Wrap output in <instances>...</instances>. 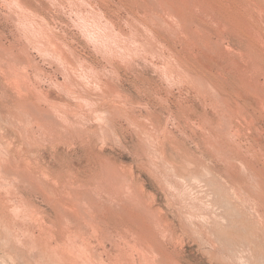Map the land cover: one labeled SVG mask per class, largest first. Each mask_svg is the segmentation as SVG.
<instances>
[{"label":"rangeland","instance_id":"obj_1","mask_svg":"<svg viewBox=\"0 0 264 264\" xmlns=\"http://www.w3.org/2000/svg\"><path fill=\"white\" fill-rule=\"evenodd\" d=\"M263 71L264 0H0V264H264Z\"/></svg>","mask_w":264,"mask_h":264},{"label":"bare ground","instance_id":"obj_2","mask_svg":"<svg viewBox=\"0 0 264 264\" xmlns=\"http://www.w3.org/2000/svg\"><path fill=\"white\" fill-rule=\"evenodd\" d=\"M19 2V1H18ZM22 3V2H21ZM193 3V2H192ZM202 3V2H201ZM21 6V5H20ZM23 7V6H22ZM27 8V7H26ZM256 8V7H255ZM28 9V8H27ZM77 9V8H76ZM165 9V8H164ZM91 16V15H90ZM35 17V16H34ZM147 17V16H146ZM24 19V18H23ZM136 19V18H135ZM127 21V20H126ZM184 21V20H183ZM136 22V21H135ZM141 22V21H139ZM110 24V23H109ZM191 24V23H190ZM132 27V26H131ZM171 28V27H170ZM53 29V28H52ZM151 30V29H150ZM178 30V29H177ZM97 33V32H96ZM134 33V32H133ZM137 33V32H136ZM141 33V32H140ZM149 35V34H148ZM117 37V36H116ZM150 38V37H149ZM131 39V37H130ZM158 39V38H157ZM37 40V39H36ZM99 40V39H98ZM152 41V40H151ZM214 42V41H213ZM164 43V42H163ZM162 43V44H163ZM147 44V43H146ZM145 45V44H144ZM148 45V44H147ZM201 45V44H200ZM43 46V45H42ZM64 47V46H63ZM159 47V46H158ZM215 47V46H214ZM216 48V47H215ZM156 49V48H155ZM161 49V48H160ZM121 50V49H120ZM116 51V50H115ZM148 51V50H147ZM159 51V50H158ZM151 52V51H150ZM160 52V51H159ZM153 53V52H152ZM175 54V53H174ZM178 54V53H177ZM161 55V54H160ZM5 56V55H4ZM143 56V55H142ZM166 56V55H165ZM14 59V58H13ZM11 60V59H10ZM171 63V62H170ZM15 64V63H14ZM158 65V64H157ZM68 66V65H67ZM160 67V66H159ZM169 67V66H168ZM171 68V67H170ZM264 72V71H263ZM182 73V72H181ZM170 80V79H169ZM199 81V80H198ZM28 86V85H27ZM253 89V88H252ZM258 90V89H257ZM37 91V90H36ZM216 91V90H215ZM218 91V90H217ZM39 92V91H38ZM42 95V93H41ZM222 100V99H221ZM226 103V102H225ZM227 105V104H226ZM33 106V105H32ZM216 106V105H215ZM20 112V111H19ZM26 112V111H25ZM35 112V111H34ZM32 113V112H31ZM43 113V112H42ZM243 115V114H242ZM30 116V115H29ZM225 116V115H224ZM54 117V116H53ZM61 118V117H60ZM35 121V120H34ZM73 124V123H72ZM59 128V127H58ZM20 129V128H19ZM32 129V128H31ZM237 129V128H236ZM49 131V130H48ZM76 132V131H75ZM230 132V131H229ZM234 134V133H233ZM39 136V135H38ZM25 137V136H24ZM27 138V137H26ZM46 138V137H45ZM29 139V138H28ZM37 140V139H36ZM41 140V139H40ZM51 141V140H50ZM42 143V142H41ZM4 153V152H3ZM217 156V155H216ZM242 160V159H241ZM6 161V160H5ZM8 162V161H7ZM6 164V163H5ZM12 165V164H11ZM246 166V165H245ZM6 167V166H5ZM21 168V167H20ZM17 170V169H16ZM248 171V170H247ZM112 175V174H111ZM106 176V174H105ZM202 176V175H201ZM210 176V175H209ZM117 177V176H116ZM258 178V177H257ZM109 179V178H108ZM184 179V178H183ZM192 179V178H191ZM205 179V178H204ZM182 180V179H181ZM216 180V179H215ZM259 180V179H258ZM101 182V181H100ZM190 182V181H189ZM192 182V181H191ZM194 182V181H193ZM210 182V181H209ZM107 183V182H106ZM202 183V182H201ZM18 184V183H17ZM121 185V184H120ZM208 185V184H207ZM113 186V185H112ZM203 187V186H202ZM213 187V186H212ZM114 188V187H113ZM192 188V187H191ZM3 189V188H2ZM10 189V188H9ZM8 189V190H9ZM127 189V188H126ZM211 189V188H210ZM105 190V189H104ZM198 190V189H197ZM220 190V189H219ZM188 191V190H187ZM98 192V191H97ZM211 192V191H210ZM194 193V192H193ZM117 194V192H116ZM13 195V194H12ZM213 195V194H212ZM16 196V195H15ZM98 197V196H97ZM96 197V198H97ZM215 197V196H214ZM21 198V197H20ZM211 198V197H210ZM110 199V198H109ZM57 200V199H56ZM142 201V200H141ZM76 202V201H75ZM121 202V201H120ZM86 203V202H85ZM92 203V202H91ZM90 203V204H91ZM114 203V202H113ZM138 203V202H137ZM214 204V203H213ZM80 205V204H79ZM66 206V205H65ZM121 206V205H120ZM114 207V206H113ZM210 207V205H209ZM25 209V208H24ZM67 209V208H66ZM236 209V208H235ZM122 210V209H121ZM38 212V211H37ZM42 213V212H41ZM141 214V213H140ZM196 215V214H195ZM198 215V214H197ZM203 215V214H202ZM155 216V215H154ZM95 218V217H94ZM145 218V217H144ZM188 218V217H187ZM223 218V217H222ZM226 218V217H225ZM145 220V219H144ZM65 221V220H64ZM147 221V220H146ZM69 223V222H68ZM210 223V222H209ZM194 224V223H192ZM75 225V224H74ZM28 227V226H27ZM219 228V227H218ZM78 229V228H77ZM141 230V229H140ZM209 231V230H208ZM217 231V230H216ZM108 232V231H107ZM148 232V231H147ZM203 232V231H202ZM198 234V233H197ZM203 234V233H202ZM33 235V234H32ZM158 235V234H157ZM165 235V234H164ZM157 237V236H156ZM12 238V237H11ZM6 239V238H5ZM43 240V239H42ZM4 241V240H3ZM21 241V240H20ZM72 241V240H71ZM128 241V240H127ZM152 241V240H151ZM58 242V241H57ZM63 242V241H62ZM10 243V242H9ZM21 243V242H20ZM128 245V244H127ZM28 246V245H27ZM155 246V245H154ZM156 247V246H155ZM135 248V247H134ZM57 249V248H56ZM85 251V250H84ZM242 252V251H241ZM28 253V252H27ZM30 253V252H29ZM146 255V254H145ZM169 255V254H168ZM89 256V255H88ZM242 256V255H241ZM168 260V259H167ZM176 260V259H175ZM241 261V260H240ZM156 262V261H155ZM95 264V263H94ZM113 264V263H112ZM250 264V263H249Z\"/></svg>","mask_w":264,"mask_h":264}]
</instances>
